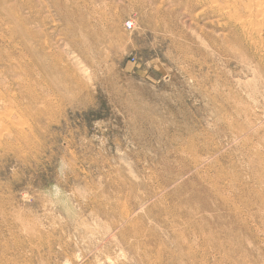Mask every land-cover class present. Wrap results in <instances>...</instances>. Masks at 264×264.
Listing matches in <instances>:
<instances>
[{
  "label": "rangeland",
  "instance_id": "374dc122",
  "mask_svg": "<svg viewBox=\"0 0 264 264\" xmlns=\"http://www.w3.org/2000/svg\"><path fill=\"white\" fill-rule=\"evenodd\" d=\"M228 1L0 0V264H264V0Z\"/></svg>",
  "mask_w": 264,
  "mask_h": 264
},
{
  "label": "bare ground",
  "instance_id": "6f19581e",
  "mask_svg": "<svg viewBox=\"0 0 264 264\" xmlns=\"http://www.w3.org/2000/svg\"><path fill=\"white\" fill-rule=\"evenodd\" d=\"M23 1H24V0H23ZM31 1H32V0H31ZM33 1H34V0H33ZM85 1H86V0H85ZM97 1H98V0H97ZM101 1L103 2V0H101ZM196 1H198V0H196ZM215 1H216V0H215ZM224 1L226 2V0H224ZM227 1H228V0H227ZM236 1H237V0H236ZM248 1H249V0H248ZM81 2H83V1H81ZM95 2H96V1H95ZM188 2H189V1H188ZM225 2L223 3L224 5H226ZM228 2H230V1H228ZM233 2H234V1L232 0V3H233ZM242 2H243V1H242ZM250 2H253V0H252V1L250 0ZM92 3H93V2H92ZM92 3H91V4H92ZM96 3H98V2H96ZM232 3H231V4H232ZM234 3H236V2H234ZM239 3H241V1H240ZM261 3H262V2H261ZM261 3H260V0H259V3H258L259 6H260ZM36 4H37V3H36ZM38 4H39V3H38ZM80 4H81V3H80ZM93 4H94V3H93ZM104 4H105V3H104ZM110 4H111V3H110ZM189 4H190V3H189ZM192 4H193V3H192ZM208 4H209V2H208ZM217 4H218V3H217ZM227 4H228V3H227ZM252 4H253V3H252ZM254 4H255V3H254ZM254 4H253V5H254ZM256 4H257V1H256ZM262 4H263V3H262ZM28 5H29V4H28ZM53 5H54V3H53ZM193 5H194V4H193ZM197 5H198V4H197ZM206 5H207V4H206ZM209 5L211 6V4H209ZM209 5H208V7H209ZM214 5H215V2H214ZM233 5H234V4H233ZM233 5H232V6H233ZM238 5H239V4H238ZM247 5H248V4H247ZM247 5H246V6H247ZM108 6H110V5H108ZM190 6H191V4H190ZM200 6H201V5H200ZM212 6H213V5H212ZM220 6H221V5H220ZM220 6H218V7L220 8ZM261 6L263 7L264 4L261 5ZM53 7H54V6H53ZM98 7H99V5H98ZM192 7H193V6H192ZM218 7H217V8H218ZM235 7H236V6H235ZM255 7H256V6H255ZM55 8H56V6H55ZM74 8H75V7H74ZM90 8H91V7H90ZM102 8H103V6H102ZM108 8H109V7H108ZM222 8H224V7H222ZM240 8H241V7H240ZM246 8H247V7H246ZM253 8H254V7H253ZM104 9H105V8H104ZM193 9H195V8H193ZM229 9H230V7H229ZM236 9H237V8H236ZM257 9L259 10L260 8L258 7ZM97 10H98V9H97ZM97 10H96V11H97ZM205 10L208 11L209 9H205ZM35 11H36V10H35ZM109 11H110V10H109ZM230 11H231V10H230ZM237 11H238V10H237ZM246 11H247V9H246ZM250 11H251V10H250ZM254 11H255V10H254ZM263 11H264V8H263V10H260V12H263ZM4 12H5V11H4ZM110 12H111V11H110ZM201 12H202V11H201ZM225 12H226V11H225ZM235 12H236V11H235ZM242 12H243V11H242ZM252 12H253V11H251V13H252ZM260 12L258 11L257 14L260 13ZM41 13H42V12H41ZM111 13H112V12H111ZM219 13H220V12H219ZM263 13H264V12H263ZM263 13H261V15H262ZM34 14H35V13H34ZM42 14H43V13H42ZM216 14H217V13H216ZM222 14H223V13H222ZM225 14H227V13H225ZM231 14H232V13H230V16H231ZM239 14H240V13H239ZM239 14H238V15H239ZM257 14H256V16H257ZM212 15H213V14H212ZM228 15H229V14H228ZM232 15H233V14H232ZM243 15H245V11H244ZM249 15H251L250 12H249ZM254 15H255V14H254ZM254 15H253V16H254ZM41 16H42V15H41ZM119 16H120V15H119ZM119 16H118V17H119ZM240 16H242V15L240 14ZM247 16H248V14H247ZM16 17H17V16H16ZM18 17H19V15H18ZM38 17H39V16H38ZM214 17H216V16L214 15ZM219 17H220V16H219ZM248 17H249V16H248ZM254 17H255V16H254ZM254 17H253V18H254ZM261 17H263V16H261ZM62 18H63V17H62ZM115 18H116V17H115ZM223 18H225V17H223ZM230 18H231V17H230ZM259 18H260V16H259ZM259 18H258V19H259ZM29 19H30V18H29ZM226 19H227V17H226ZM233 19H234V18H233ZM258 19H257V20H258ZM224 20H225V19H224ZM242 20H243V17H242ZM242 20L239 19V21H241V22H242ZM246 20L248 21V18H247ZM252 20H253V19H252ZM259 20H260V19H259ZM259 20H258V21H259ZM261 20H262V19H261ZM32 21H33V20H32ZM34 21H35V20H34ZM229 21H230V20H229ZM244 21H245V20H244ZM114 22H115V20H114ZM256 22H257V21H256ZM96 23H97V21H96ZM222 23H223V22H222ZM225 23H226V22H225ZM231 23H232V22H231ZM247 23H248V22H247ZM250 23H251V22H250ZM131 24H132V23H131ZM251 24H252V23H251ZM67 25H68V24H67ZM112 25L114 26V24H112ZM117 25H118V24H117ZM229 25H230V24H229ZM256 25H258V24L256 23ZM259 25H260V24H259ZM80 26H81V25H80ZM99 26H100V25H99ZM225 26H226V25H225ZM245 26H246V25H245ZM251 26H252V25H251ZM263 26H264V24H263ZM263 26H261V29H262ZM45 27H46V26H45ZM67 27H68V26H67ZM105 27H106V26H105ZM237 27H238V26H237ZM257 27H259V26H257ZM227 28H228V27H227ZM241 28H242V27H241ZM243 28H244V25H243ZM243 28H242V29H243ZM107 29H108V28H107ZM261 29H260V30H261ZM29 31H30V30H29ZM251 31H252V30H251ZM30 32L32 33V31H30ZM35 32H36V31H35ZM260 32H261V31H260ZM228 33H229V32H228ZM244 33H245V32H244ZM257 33H258V31H257ZM261 33H262V32H261ZM261 33H260V34H261ZM229 34H230V33H229ZM252 34H253V33H252ZM252 34H250V35L248 34V35L251 36ZM261 35H262V34H261ZM261 35H260V37H261ZM85 36H86V35H85ZM124 37H127V36H124ZM242 38H243V37H242ZM126 39H127V38H125V40H126ZM233 39H234V38H233ZM46 40H47V39H46ZM6 41H7V40H6ZM72 41H73V40H72ZM86 41H87V40H86ZM93 42H94V41H93ZM256 43H257V42H256ZM41 44H42V43H41ZM252 44H253V42H252ZM254 44H255V43H254ZM46 45H47V42H46L45 46H46ZM247 47H248V46H247ZM84 48H85V47H84ZM255 48H256V47H255ZM253 49H254V48H253ZM50 52H51V51H50ZM18 53H19V51H18ZM48 53H49V52H48ZM3 55H4V54H3ZM26 55H27V54H26ZM13 59H14V58H13ZM57 60H58V58H57ZM15 62H16V61H15ZM62 62H63V61H62ZM64 62H65V61H64ZM16 63H17V62H16ZM31 65H32V64H31ZM62 65H63V64H62ZM68 66H69V65H68ZM62 67H63V66H62ZM64 67L66 68L67 66H64ZM64 67H63V68H64ZM10 68H11V67H10ZM1 69H2V68H1ZM84 69H85V68H84ZM82 70H83V69H82ZM85 70H87V69H85ZM69 71H71V70H69ZM73 71H74V69H73ZM87 71H88V70H87ZM87 71H85V72H87ZM79 72H81V70H80ZM82 72H84V70H83ZM82 72H81V73H82ZM86 74H87V73H86ZM84 75H85V74H84ZM18 76H19V78H20V74H19ZM18 76H17V77H18ZM48 76H49V75H48ZM67 76H68V75H67ZM73 76H74V75H73ZM49 77H50V76H49ZM74 77H75V76H74ZM78 77H79V76H78ZM78 77H77V78H78ZM88 77H89V75H88ZM77 78H76V79H77ZM17 79H18V78H17ZM17 79H16V80H17ZM55 79H56V78H55ZM74 79H75V78H74ZM38 80H39V79H38ZM56 80H57V79H56ZM41 81H42V79H41ZM42 82H43V81H42ZM0 84H1V83H0ZM81 84H82V83H81ZM9 85H11V84H9ZM25 85H27V84H25ZM86 86H87V85H86ZM12 89H13V88H12ZM37 91H38V90H37ZM11 93H12V92H11ZM34 93H35V92H34ZM9 94H10V93H9ZM14 94H15V93H14ZM53 94H54V93H53ZM1 95H3V94H1ZM54 95H55V94H54ZM54 95H53V96H54ZM14 96H15V95H14ZM3 97H4V95H3ZM0 98H1V97H0ZM19 98H20V97H19ZM7 100H8V99H7ZM16 100H17V99H16ZM37 100H38V99H37ZM5 101H6V100H5ZM12 102H13V101H12ZM12 102H11V103H12ZM19 102H20V101H19ZM18 105H19V104H18ZM4 106H5V105H4ZM14 106H15V105H14ZM23 106H24V104H23ZM12 107H13V106H12ZM20 107H22V106H20ZM24 107H25V106H24ZM24 107H23V108H24ZM21 109H22V108H21ZM12 110H13V109H12ZM12 110H11V112H12ZM18 110H19V109H18ZM9 112H10V111H9ZM11 112H10V113H11ZM3 113H4V112H3ZM14 113H15V111H14ZM19 113H20V112H19ZM21 113H22V112H21ZM6 114H7V113H6ZM0 115H1V113H0ZM7 115H9V113H8ZM21 115H23V114H21ZM5 117H6V116H5ZM0 118H1V116H0ZM2 118H4V117H2ZM6 119H7V120H10V117H9V119H8V118H6ZM2 120H3V119H2ZM4 121H5V120H4ZM8 122H9V121H8ZM8 122H7V123H8ZM11 122L13 123V121H10V123H11ZM3 124H4V123H3ZM12 125H13V124H12ZM1 126H2V125H1ZM6 126H7V125H6ZM6 126H5V127H6ZM13 126H14V125H13ZM7 127H8V126H7ZM10 127H11V126H10ZM27 127H28V126H27ZM6 129H8V128H6ZM10 129H13V127H11ZM15 129H16V127H15ZM13 130H14V129H13ZM8 131H9V130H8ZM8 131H7V134H8V133H10V134L12 133V132H8ZM13 132H14V131H13ZM21 132H22V131H21ZM3 134H4V133H3ZM26 134H27V133H26ZM2 137H3V136H2ZM10 137H11V136H10ZM14 137H15V136H14ZM12 138H13V137H12ZM215 139H216V138H215ZM12 140H14V139H12ZM2 143H3V142H1V144H2ZM9 143H10V142H9ZM1 144H0V145H1ZM2 146H3V145H2ZM4 147H5V146H4ZM195 161H196V160H195ZM199 161H200V160H199ZM202 161H203V160H202ZM207 161H209V160H207ZM197 162H198V160H197ZM199 163H200V162H199ZM200 165H201V163H200ZM197 167H198V166H197ZM196 171H197V170H196ZM198 171H199V170H198ZM189 173H190V172H189ZM197 174H198V173H197ZM197 174H196V175H197ZM185 175H186V174H185ZM181 176H182V175H181ZM200 176H201V175H200ZM197 177H198V175H197ZM203 177H204V176H203ZM179 178H180V177H179ZM177 179H178V178H177ZM199 179H200V177H199ZM201 181H202V180H201ZM194 182H195V181H194ZM163 183H164V182H163ZM163 183H162V184H163ZM203 183H204V182H203ZM162 184H161V185H162ZM165 191H166V190H165ZM159 194H161V193H159ZM162 194H163V193H162ZM170 194H171V192H170ZM192 196H193V195H192ZM162 197H163V196H162ZM151 198H152V197H151ZM151 198H150V199H151ZM193 198H194V197H192V199H193ZM147 199H148V198H147ZM194 199H195V198H194ZM153 200H155V199H153ZM147 202H148V201H147ZM160 202H161V201H160ZM166 202H167V201H166ZM166 202H165V203H166ZM162 204H163V203H162ZM140 205H141V204H140ZM233 205H234V204H233ZM143 207H144V206H143ZM157 207H158V206H157ZM126 208H127V207H126ZM139 208H140V207H139ZM141 208H142V207H141ZM199 209H200V208H199ZM197 211H198V210H197ZM199 211H200V210H199ZM194 212H195V211H194ZM200 213H201V211H200ZM200 213H199V215H200ZM201 214H202V213H201ZM130 215H131V214H130ZM156 216H157V215H156ZM205 217H206V216H205ZM206 218H207V217H206ZM129 219H131V218H129ZM127 220H128V219H127ZM129 221H131V220H129ZM193 221H194V220H193ZM109 230H110V229H108V231H109ZM133 230H134V229H133ZM252 230H253V229H252ZM110 231H111V230H110ZM253 231H254V230H253ZM177 232H178V231H177ZM179 232H180V231H179ZM181 234H182V233H181ZM91 235H92V234H91ZM191 235H192V234H191ZM93 236H94V235H93ZM205 236H206V235H205ZM253 236H254V235H253ZM95 237H96V236H95ZM183 237H184V236H183ZM255 237H256V236H255ZM109 238H110V237H109ZM197 240H198V239H197ZM184 243H185V242H184ZM190 243H191V242H190ZM197 244H198V243H197ZM197 244H195V245L197 246ZM201 244H202V243H201ZM209 244H210V243H209ZM195 245H194V246H195ZM199 245H200V244H199ZM94 246H95V245H94ZM192 246H193V245H192ZM210 246H211V245H210ZM185 248H186V246H185ZM193 248H194V247H193ZM197 248H198V247H197ZM202 248H203V247H202ZM96 249H97V248H96ZM186 251H187V250H186ZM195 251H196V250H195ZM140 253H141V252H140ZM142 254H143V253H142ZM178 255H179V254H178ZM178 255H177V256H178ZM202 255H203V254H202ZM224 255H225V254H224ZM192 256H193V255H192ZM198 256H199V255H198ZM140 257H141V256H140ZM206 257H207V256H206ZM177 258H178V257H177ZM191 258H192V257H191ZM146 259H147V258H146ZM144 260H145V259H144ZM182 261H184V260H182ZM189 262H190V261H189ZM192 262H193V261H192ZM182 263H183V262H182ZM225 263H226V262H225ZM209 264H210V263H209Z\"/></svg>",
  "mask_w": 264,
  "mask_h": 264
},
{
  "label": "built area",
  "instance_id": "2783aa9c",
  "mask_svg": "<svg viewBox=\"0 0 264 264\" xmlns=\"http://www.w3.org/2000/svg\"><path fill=\"white\" fill-rule=\"evenodd\" d=\"M128 26L130 27V24H128Z\"/></svg>",
  "mask_w": 264,
  "mask_h": 264
}]
</instances>
